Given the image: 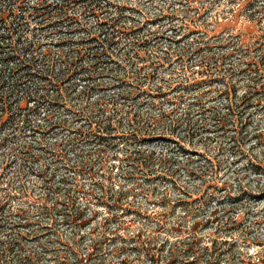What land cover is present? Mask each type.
<instances>
[{"label": "rangeland", "instance_id": "rangeland-1", "mask_svg": "<svg viewBox=\"0 0 264 264\" xmlns=\"http://www.w3.org/2000/svg\"><path fill=\"white\" fill-rule=\"evenodd\" d=\"M13 2L65 0H0L8 22ZM152 6L171 25L144 22ZM74 12L75 24L31 27L49 48L41 74L50 65L72 89L39 78L58 101L40 103L48 126L18 131L15 111L36 107L19 87L34 83L0 71V264H264V0H84ZM2 219L21 249H3Z\"/></svg>", "mask_w": 264, "mask_h": 264}, {"label": "trees", "instance_id": "trees-1", "mask_svg": "<svg viewBox=\"0 0 264 264\" xmlns=\"http://www.w3.org/2000/svg\"><path fill=\"white\" fill-rule=\"evenodd\" d=\"M4 4L6 3L3 2ZM13 6L10 7L11 12H10V19L13 18L12 20H10L11 22H8L7 18H5V16H3V12L5 11V5H2V3H0V39L1 38H16L19 42L22 41L23 37H26L25 40L21 43H19L18 46H14L12 47L11 45H6L5 48H1L0 49V63L2 68H0V71L5 73L4 70L5 69H10L9 71V75L15 77L16 81L21 83H24V81H29L31 80V83H34L32 85V88L30 87H26V86H20L19 88H23V89H27L26 92V96L28 97L29 101H34L35 102V108H28L27 111L21 115V112L15 111L16 113H18L19 115V122H18V126L19 124H22L26 129H28L29 131L38 129L39 127H46L48 126V124L44 125L41 123V117L39 116V114H41V112L39 111L40 109V103H42V105L46 106V105H53L58 103V101L56 100V97H54V95L52 94L53 92H46V91H39V86L38 85H43V84H39V78H44V83H51V85L58 87L55 88L56 89V93L58 94H63L65 91H71L72 89L70 87L66 88L68 90H65V88H62L63 86L61 84H59L56 79L51 80V76L47 75L49 72H51L50 69V65L47 67V72L45 75H42V66H39V60L41 62V64H45V62L47 60L48 63L50 62L51 64V59L48 58L49 56V48L46 49L45 54L43 55L42 52L38 51V49L35 47L36 46V38L38 36L37 33H33L32 30V25H36L38 27H43V28H51L54 26H58L60 23L58 21H56L55 19H64V20H74L73 24L77 23L75 16L72 15V11H70V6L69 5H63L61 7H52L50 4H47L46 2L41 3L39 6H33L31 8H28L26 6H22V5H17V2H13L11 3ZM16 5V6H15ZM13 7H15L16 9L18 8L19 13L16 14L15 13V8L13 10ZM15 19V20H14ZM7 23L12 24L10 28L7 27ZM105 26V23L103 24ZM101 25H99V27H101ZM87 29L89 32H94V27L91 29L88 28ZM30 33V34H29ZM31 37V38H30ZM90 40H93L90 39ZM68 40L65 38H59L56 43L57 45H63L64 43H66ZM89 43L92 41H88ZM48 42H43V44H47ZM40 44V43H39ZM7 51V52H6ZM39 53L41 54L40 57H37L39 55ZM68 51L66 50H59V52L57 53L59 60H64L66 62H68ZM58 60V61H59ZM79 61L75 62L74 60H71L70 63L72 64V66H74V73L79 72V70H81L82 68L80 66L77 65ZM74 64V65H73ZM19 69L20 71L24 72H20L18 71L17 73H15V69ZM28 70V71H26ZM64 70V69H63ZM63 72V71H62ZM61 72V74H62ZM18 74V76H17ZM72 74V75H73ZM76 74H80V73H76ZM1 76L3 74H0ZM71 75V76H72ZM4 76V75H3ZM67 76V73L64 70L63 73V77L62 79ZM6 77V76H5ZM34 77H36V80L34 79ZM67 78H64L61 82L65 81ZM3 80H5L3 78ZM36 85V86H35ZM43 87H48L46 85H43ZM13 91H18L19 89H17L18 87L16 86H11L10 87ZM12 113L14 115L15 112L14 109L11 110ZM9 120H13L11 119V117H9ZM14 120H16L15 116H14ZM43 121V120H42ZM96 122V121H95ZM99 122V124H102L104 122V120L102 121H97ZM16 123V122H15ZM48 123V122H47ZM104 125V123H103ZM110 124L108 125H104L103 127L101 125H99V129L103 131V133H110V129L108 128ZM20 129V128H19ZM113 129V127H112ZM21 130V129H20ZM136 213L140 212L138 210H134ZM23 215V214H22ZM21 215V216H22ZM79 213L76 214V216L78 217ZM140 215V214H139ZM24 216V215H23ZM67 217H70L69 215H67ZM74 218V217H73ZM83 218L82 215H80L78 217V219L81 221ZM66 220H70L69 218H67ZM73 220V219H72ZM6 221V222H5ZM74 221V220H73ZM72 221V222H73ZM2 225L5 226V228H9L11 237L3 242L4 243V250L7 252H12L15 249H21L20 245H19V238H20V233H16L14 231V229L10 226V224H7V220L6 219H2L1 221ZM7 224V225H6ZM97 256L98 254L101 253V250L97 251ZM96 258H100L99 256ZM153 259V258H152ZM68 264V263H65Z\"/></svg>", "mask_w": 264, "mask_h": 264}, {"label": "built area", "instance_id": "built-area-1", "mask_svg": "<svg viewBox=\"0 0 264 264\" xmlns=\"http://www.w3.org/2000/svg\"><path fill=\"white\" fill-rule=\"evenodd\" d=\"M82 1H84V0H65V3H63L61 6H63V5H69L70 6V11H72V15L73 16H75V12H74V10L76 9V8H78L79 7V4L82 2ZM43 3V2H42ZM41 3H39L38 5H40ZM47 4H50V3H48L47 2ZM51 6H54V5H58V4H54V3H52V4H50ZM60 6V7H61ZM58 7V6H57ZM169 7H167V8H163V7H161V8H158V7H155V6H152V7H150L146 12H144V16H146V20L144 21V22H146L147 24H149V25H155L156 23V21H158V22H166V23H168V25H171V22L173 21V19H171V17H168V15L170 14L169 13ZM82 15V14H81ZM76 18V17H75ZM76 21L78 22L79 21V17H77L76 18ZM80 23V22H79ZM34 25V24H33ZM36 26V25H35ZM97 27H99V25H98V23H97V25H94V28L96 29ZM88 28H90L91 29V27L90 26H88ZM93 28V27H92ZM82 29H84L85 31H88V29H87V26L86 27H83ZM25 38L26 37H23L22 38V41L21 42H19L16 38H1L0 39V49L1 48H5V46L6 45H11L12 47H14V46H18L19 45V43H21V45H22V42L25 40ZM31 38V37H30ZM181 37H178V38H174V37H169L168 39H169V41H180L179 39H180ZM4 40H7L6 42L4 41ZM43 44V43H42ZM24 95V99L25 98H27L28 99V97L26 96V94H23ZM16 98H18V97H16ZM28 102H30V103H33L32 105H34L35 104V102L34 101H29L28 100ZM17 103V102H16ZM16 109V108H15ZM15 109H14V111H15ZM13 111V112H14ZM27 111V109H25L24 110V112L23 113H21V115H23L25 112ZM14 116H15V118H16V115H14L13 113H11L10 114V117H11V119H13L14 120ZM20 118V117H19ZM13 120H11V121H9V123H12L13 122ZM15 122H17V119L16 120H14ZM11 126V128H12V130H9L11 133H13L15 130V128H13V125H10ZM18 128V131L20 130L19 129V126H17Z\"/></svg>", "mask_w": 264, "mask_h": 264}]
</instances>
